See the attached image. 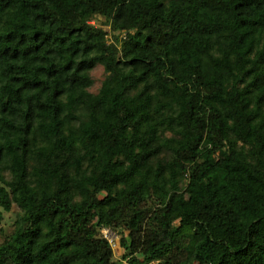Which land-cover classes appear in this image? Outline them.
Returning a JSON list of instances; mask_svg holds the SVG:
<instances>
[{"label":"trees","instance_id":"16d2710c","mask_svg":"<svg viewBox=\"0 0 264 264\" xmlns=\"http://www.w3.org/2000/svg\"><path fill=\"white\" fill-rule=\"evenodd\" d=\"M0 239V264H264V0H0Z\"/></svg>","mask_w":264,"mask_h":264},{"label":"rangeland","instance_id":"374dc122","mask_svg":"<svg viewBox=\"0 0 264 264\" xmlns=\"http://www.w3.org/2000/svg\"><path fill=\"white\" fill-rule=\"evenodd\" d=\"M96 23L97 25H100L102 23V19H97L96 20ZM110 36H112L110 34ZM91 75L94 79V85L92 87V91L93 92H97L99 90V88L101 87V84H102V81L105 79L106 77V72L104 70V67L103 65H97L92 71H91ZM12 217H14V214H10V215H7V220H6V225H5V228H6V233H10L12 231V227L9 225L11 220H12ZM104 234L110 239L112 240L113 242V247L115 249V253H116V256H120L122 254V250L119 249V245L117 243L118 241V235L111 231V230H107V229H104ZM1 241V239H0Z\"/></svg>","mask_w":264,"mask_h":264},{"label":"built area","instance_id":"2783aa9c","mask_svg":"<svg viewBox=\"0 0 264 264\" xmlns=\"http://www.w3.org/2000/svg\"><path fill=\"white\" fill-rule=\"evenodd\" d=\"M123 36H125V34L123 35ZM107 230H109V229H107ZM110 240V239H109ZM110 242L112 243L113 241L112 240H110ZM113 244V243H112Z\"/></svg>","mask_w":264,"mask_h":264}]
</instances>
